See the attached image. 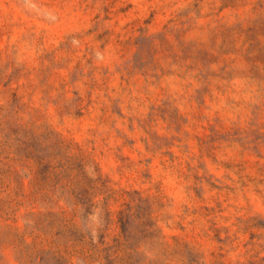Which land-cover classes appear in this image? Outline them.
<instances>
[{
	"label": "rangeland",
	"instance_id": "obj_1",
	"mask_svg": "<svg viewBox=\"0 0 264 264\" xmlns=\"http://www.w3.org/2000/svg\"><path fill=\"white\" fill-rule=\"evenodd\" d=\"M0 264H264V0H0Z\"/></svg>",
	"mask_w": 264,
	"mask_h": 264
}]
</instances>
